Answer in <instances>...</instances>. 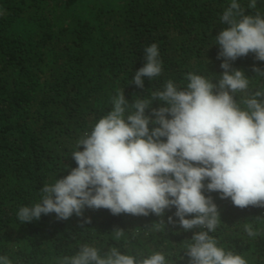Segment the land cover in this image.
<instances>
[{"label":"trees","instance_id":"trees-1","mask_svg":"<svg viewBox=\"0 0 264 264\" xmlns=\"http://www.w3.org/2000/svg\"><path fill=\"white\" fill-rule=\"evenodd\" d=\"M237 2L246 15H264V0H256L255 9L247 8L250 0ZM230 4L0 0V255L12 264H57L58 258L75 255L81 244H88L101 254L113 246L145 257L161 251L169 264H189L185 246L201 229L184 231L175 207L162 216L112 215L107 209L86 208L82 217L58 220L52 213L23 224L17 212L39 202L43 185L78 166L71 156L76 141L111 111V97L118 92L123 90L131 104L162 90L169 79L186 86L190 72L217 83L224 70L215 37L228 27L220 17ZM152 43L160 52L162 75L154 81L144 77V87L138 88L131 84L132 77L146 63L144 48ZM231 64L250 79L251 91H264V76L252 70H264V61L249 53ZM240 95L234 97L237 102ZM162 106L164 102L154 100L145 114L151 116L152 108ZM153 127L149 124L150 131ZM204 194L220 213L219 226L209 233L218 245L242 255L248 264H264V208L241 209L218 192ZM170 216L175 223H169ZM246 223L260 235L250 238ZM117 228L124 231L120 240L112 233Z\"/></svg>","mask_w":264,"mask_h":264},{"label":"clouds","instance_id":"clouds-1","mask_svg":"<svg viewBox=\"0 0 264 264\" xmlns=\"http://www.w3.org/2000/svg\"><path fill=\"white\" fill-rule=\"evenodd\" d=\"M256 6V0H250L247 8ZM245 12L237 0H231L220 17V23L228 27L215 37L220 49L217 59L223 58L220 67L224 70L217 83L190 72L185 76L186 86L169 79L162 90L138 96L131 104L123 90L112 96L111 111L76 141L71 156L78 166L43 185L39 202L20 207V223L52 213L58 220L73 214L82 217L86 208L107 209L112 215L162 216L175 207L174 215L184 231L201 229L185 246L189 264H248L245 257L219 246L209 234L221 220L212 197L204 194L205 190L218 192L221 199L230 198L241 209L264 208V91H251L250 79L231 64L249 53L264 61V15ZM144 59L146 63L132 77L131 84L138 88L144 87V77L154 81L163 71L156 43L144 48ZM252 70L264 76L258 67ZM154 100L165 106L152 108L151 116L146 115ZM149 124L156 127L150 131ZM192 214L194 218H185ZM168 221L175 223L171 216ZM244 231L250 238L260 235L251 223L244 225ZM112 233L115 240L124 236L122 229ZM0 264L12 261L0 255ZM57 264L169 261L161 251L145 257L122 253L113 246L101 254V249L81 244L75 255L60 257Z\"/></svg>","mask_w":264,"mask_h":264}]
</instances>
